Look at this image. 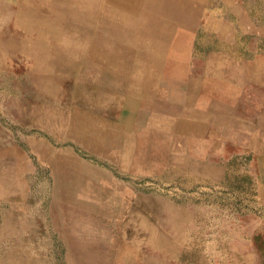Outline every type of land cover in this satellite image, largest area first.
Masks as SVG:
<instances>
[{"label":"bare ground","instance_id":"obj_1","mask_svg":"<svg viewBox=\"0 0 264 264\" xmlns=\"http://www.w3.org/2000/svg\"><path fill=\"white\" fill-rule=\"evenodd\" d=\"M76 2L85 9L77 10L70 2L59 0H0V57L19 53L31 60L27 77L38 92L54 102L47 105L44 98L34 104L25 102L23 108L30 113L28 117L40 128L58 132L59 140L75 139L123 170L156 175L167 172L170 166L173 173L186 176L205 174L202 159H208L206 149L211 143L203 134L209 128L216 131L219 121L218 101L210 97L216 91V81L207 85L201 82L208 75L217 78V58L207 60L212 69L205 70L204 75L189 67L188 43L193 29L190 0ZM40 6H45L49 13ZM151 11L179 21L180 28L165 58L160 54L153 57L145 47L152 43L145 31L156 39V29L144 27ZM139 35L143 36L142 41ZM10 64L11 61L0 60L1 76L8 75L9 70L3 69L10 68ZM63 71L85 82L79 84L77 95L68 101L75 104L79 100L82 105L78 108L66 110L57 106L64 93L63 82L71 80ZM0 78V90H9ZM146 78L149 83L144 82ZM108 79L110 93L122 95L116 108L109 99L96 106L91 97L93 88L88 89L89 84L103 89L108 86L103 84ZM194 80L199 82L198 87L190 86ZM123 88L129 92L125 93ZM40 104L41 108L33 107ZM122 108L127 110L125 115H121ZM125 127L133 131L129 143L121 135ZM41 144L43 151L49 152L44 157L55 178L49 211L62 237L76 251L73 255L78 258L77 264H140L138 245L142 238L133 236L128 243H118L117 249L107 242L108 238L114 239L113 227L121 223L126 210L131 208L132 193L123 192L114 177L82 162L69 148L56 150ZM19 157L16 154L12 164L18 176L28 169L27 161ZM10 159L8 156L7 161ZM104 181L110 186H104ZM135 202L142 207V199ZM139 211H129L127 221L146 231V243L156 246V227L147 223ZM8 217L9 222L22 220L17 211L8 213ZM184 220L177 213L173 221L167 222ZM106 222L111 224L108 230L103 229Z\"/></svg>","mask_w":264,"mask_h":264},{"label":"rangeland","instance_id":"obj_2","mask_svg":"<svg viewBox=\"0 0 264 264\" xmlns=\"http://www.w3.org/2000/svg\"><path fill=\"white\" fill-rule=\"evenodd\" d=\"M59 1L70 2L77 10L85 9L84 6L80 7L76 0ZM212 5L204 9L199 17L200 29L209 33L206 38V44L209 45L216 43L217 38L215 31L211 32L212 28L208 27L206 18L210 17L209 14L213 17L223 12L218 0H213ZM40 7L49 13L45 6ZM156 16L163 18L167 15L151 11L146 15L144 27L156 29ZM145 33L149 34L152 42L145 44L148 53L153 57L160 54L161 58H165L169 45L163 42L168 43L169 38L162 37V46L159 47L155 41L158 38H152L148 31ZM142 37L139 35L141 41L144 39ZM207 48L208 46L201 47L199 44L195 46L198 51ZM16 54L17 56L14 54L9 58H4V55L0 57V60L12 63L8 65L10 68L3 69L4 72L9 70L8 75H0L3 78L2 84L6 82L10 88L0 90V157H3L0 160V264L78 262V258L73 255L76 251L62 237L49 211L50 192L55 178L50 164L44 157V154L48 156L49 152L43 151L41 142L56 150L69 148L82 162L104 170L114 177L115 181L122 185L123 192L127 190L132 193L134 202L131 208L126 210L121 223L113 227L112 237L116 239L108 238L107 242L117 249L118 243H128L133 236L142 238L138 245L140 264H264V168L255 167L251 163L254 158L248 153V147L244 149L247 153L243 154L239 148L230 149V158L224 159L225 164H217L222 160L217 149L218 139L213 128H209L211 130L203 134V138L211 144L207 146L210 148L206 149L209 152L208 159H202L207 170L202 176H191V173L186 176L177 171L173 173L170 166L167 172L156 175L135 172L132 169L123 170L111 160L101 158L96 152L84 148L75 139L59 140L58 132L47 127L40 128L28 117L30 113L23 108L25 102L34 104L40 98L47 100V105H53L54 102L52 98L38 92L36 85L30 81L29 76L27 77V67L31 60L27 61L19 53ZM188 54L190 61L202 60L207 52L202 50ZM195 71L200 75L203 73L199 68ZM63 73L71 80L63 82L64 93L57 106L66 110L78 108L82 105L79 100L75 98V104L74 101H68L77 95L79 84L85 82L75 75L70 77L66 71ZM109 80L103 83L108 86L100 90L88 85V89L93 88L91 97L96 106L102 104L105 99L111 100L114 108L120 103L121 92L112 95L109 91ZM144 82L149 83L148 78L144 79ZM123 91L128 93L129 89L123 88ZM33 107L41 108V104L39 107ZM126 112L127 110L122 108L121 115ZM120 122L124 123L123 120ZM121 135L124 141L129 143L133 131L125 127ZM16 154L18 157L22 155L23 157L19 158L28 164L27 171L19 173V176L12 166ZM216 155L219 159L213 160ZM8 156H11V159L7 161ZM171 168L174 170L175 166L172 165ZM103 185L110 186L105 181ZM139 199L143 200L142 207L135 202ZM16 211L22 214V220L9 222L8 213ZM129 211H139L147 223L156 227V246L146 243V231L139 229L140 227L131 221L128 223ZM177 213L185 220L175 224L167 222L169 219L173 221ZM105 224L103 229L108 230L111 224Z\"/></svg>","mask_w":264,"mask_h":264},{"label":"crops","instance_id":"obj_3","mask_svg":"<svg viewBox=\"0 0 264 264\" xmlns=\"http://www.w3.org/2000/svg\"><path fill=\"white\" fill-rule=\"evenodd\" d=\"M190 2L193 29L188 52L204 50L207 55L202 60H191L189 67L195 73L199 67L204 75L205 70L212 69L207 66V60L210 57L217 58L214 64V71H218L217 78H209L208 75L207 82H201L207 85L216 81V91L210 97L218 101L216 116L219 123L214 133L222 160L217 164H225L224 159L230 158V149L239 148L243 154L247 153L244 149L248 147V153L254 158L251 163L264 168V0H218L223 12L213 17L209 14L210 17L206 18L208 27L212 28L211 32L215 31L217 38L216 43L211 45L206 44L208 32L200 29L199 17L204 9L213 6V0ZM178 28L180 26L176 18L156 16V37L159 39L156 45L162 46V37L169 38L168 43L163 44L170 45ZM198 44L208 48L195 50ZM190 86L198 87L199 82L194 80Z\"/></svg>","mask_w":264,"mask_h":264}]
</instances>
